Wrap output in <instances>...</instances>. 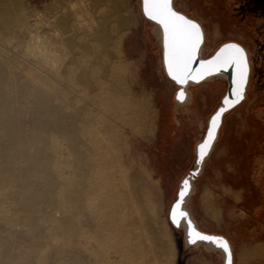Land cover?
<instances>
[{"label":"rangeland","instance_id":"rangeland-1","mask_svg":"<svg viewBox=\"0 0 264 264\" xmlns=\"http://www.w3.org/2000/svg\"><path fill=\"white\" fill-rule=\"evenodd\" d=\"M16 3L28 13H38L42 20L60 4L71 7L72 11L83 10L80 23H84L80 24L79 35L93 46L86 61L102 64L97 77L103 90L96 91L101 103L93 109L95 140L100 147L98 157L111 162L115 171L122 170L125 175L142 172L146 182L154 186L156 193L150 214L158 223L159 260L163 264H221L218 253H206L203 246L184 251L182 232L172 228L168 212L179 180L192 167L194 144L201 138L207 117L224 93V81L213 79L192 88L190 104L173 108L176 88L163 73L155 28L142 17L139 0H16ZM259 3L260 11H253L248 0H175L177 10L201 23L206 39L204 56H209L224 42L236 41L244 46L250 58L246 101L225 118L216 150L197 180L195 194L188 204L201 230L231 235L235 264H264L263 258H251L252 255L244 252L253 245L258 247L256 244L264 248V232L253 238L246 232L253 220L250 207L262 205L264 199V195L255 192L251 182L260 170L264 173V115L261 114L264 110V0ZM124 19L129 23L122 27ZM102 27L110 41L99 56L95 41L87 35ZM43 28L52 38V27ZM70 58L68 55L63 62L57 61V65L62 63L63 67ZM66 91V98L75 109L88 102L74 100L79 87H69ZM132 108L139 114L136 127L130 119ZM225 188L240 197L239 189L250 191L240 205V208L248 207L246 222L226 223L228 211L234 205ZM205 193H210L213 205L219 207L220 221L214 222V217H211L213 221L206 214L210 205L205 207L208 202ZM21 199L17 185L1 183L0 200L4 202H0V261L10 254V248L12 255L21 257V262L22 258L32 256L31 264H69L71 261L64 259L70 245L62 216H56L54 221L36 216L29 221L27 210L17 205ZM261 217L264 220V211ZM73 240L75 246L76 240ZM72 263L78 264L76 259Z\"/></svg>","mask_w":264,"mask_h":264},{"label":"bare ground","instance_id":"bare-ground-1","mask_svg":"<svg viewBox=\"0 0 264 264\" xmlns=\"http://www.w3.org/2000/svg\"><path fill=\"white\" fill-rule=\"evenodd\" d=\"M70 8L57 5L42 20L16 0H0V185H17L22 199L15 204L27 210L29 221L62 216L70 245L64 259L69 264L75 259L78 264H163L158 223L150 214L154 186L142 172L125 175L98 157L93 109L101 103L96 91L103 90L97 77L102 64L86 61L93 46L79 35L83 10ZM16 10L19 13L13 14ZM128 23L124 19L121 26ZM46 25L53 29L52 38L44 31ZM104 29L87 35L99 56L110 41ZM68 55V63L58 66ZM69 87H79L77 103L88 100L79 110L66 98ZM138 115L130 110L135 127ZM225 189L240 202L238 193ZM205 194V207L210 205L206 214L216 222L221 211L212 195ZM257 245L243 251L264 259V248ZM11 252L3 262L1 258L2 264H31L32 256L21 262ZM218 255L222 260V253Z\"/></svg>","mask_w":264,"mask_h":264},{"label":"water","instance_id":"water-1","mask_svg":"<svg viewBox=\"0 0 264 264\" xmlns=\"http://www.w3.org/2000/svg\"><path fill=\"white\" fill-rule=\"evenodd\" d=\"M139 5H140V11L142 14V17L144 20L147 22L151 23L154 28H155V34H156V39L160 48V55H161V62H162V68H163V73L165 77L175 86L176 91L173 96V108H179V107H185L187 106L191 100H192V94L190 91V88L196 87L199 85H202L204 83H207L213 79H221L225 83V90L224 93L222 94L219 103L215 107V109L210 113V115L207 117L205 121V127L204 131L201 135V138L194 144V161L192 164L191 169L188 170V172L179 180L176 188V193H175V198L173 202L170 205V209L168 212V221L172 228L176 231H181L182 232V247L183 250H189L191 248H199L203 246V248L209 249L213 253H222V260L221 264H229V258L226 256V254L223 252L222 249L216 247L215 245L211 244L210 242H205V241H197L196 243H192L191 238L189 236V232L192 231V229H195L197 232L206 234L209 236L213 237H222L224 240L228 242L229 250H230V262L231 264H235V254H234V249L231 241L223 234H218V233H208L203 230H201L193 218L192 214L190 213L188 209V204L191 198L195 194L196 190V182L199 178L202 177L206 163L210 159L211 155L213 154L216 145L218 144L220 137H221V131L223 128V124L225 121V118L232 113L234 110L239 108L247 98V93H248V87L250 83V76H251V64H250V58L248 55L247 50L238 42L236 41H227L219 45L209 56H204V47H205V34H204V39L203 42L200 46V48L197 50L196 55L193 59V61L189 64V69H190V75L191 77L195 79H189L186 84L183 86L178 85L175 83L171 77L168 74V66H167V59H168V49L166 47L165 43V33L163 27L158 24L157 22L151 20L149 17L144 15L143 12V0H139ZM173 8L175 11L186 15L189 18H192L191 16L179 11L175 7V0H173ZM194 19V18H192ZM197 21V20H196ZM198 22V21H197ZM199 23V22H198ZM200 24V23H199ZM201 25V24H200ZM202 27V25H201ZM202 30L204 32V29L202 27ZM229 43H235L238 44L240 47H242L245 51L246 55V63H247V71H246V78L243 83V99L240 100L239 103L235 104L234 106L231 105V101L236 99L235 93L237 92L238 89V81L240 79V73H241V68L234 63H221L218 65H214L211 67H202L204 66L207 62L213 61L216 56L218 55L220 49ZM198 81V82H197ZM180 91H183L185 93V99L183 101L177 100V95ZM222 108H226L227 110L222 114L221 120H220V127L216 131V136L215 139L212 141V147L208 151V155L204 158L203 162L198 163V146L204 142V140L207 138V133L209 131V126H210V121L213 116ZM187 180L188 181V193L187 195L183 198L182 202L180 203V207L177 208L176 205L178 203V193L181 191L183 187V182ZM181 212L187 213L186 217L181 216ZM174 219L176 222H174ZM191 222V227H189L188 222ZM204 248V249H205Z\"/></svg>","mask_w":264,"mask_h":264},{"label":"snow or ice","instance_id":"snow-or-ice-1","mask_svg":"<svg viewBox=\"0 0 264 264\" xmlns=\"http://www.w3.org/2000/svg\"><path fill=\"white\" fill-rule=\"evenodd\" d=\"M172 5L173 0H143V12L144 15L163 27L165 43L168 49V74L175 83L183 86L189 79H195L191 77L188 66L193 61L197 50L203 42L204 32L201 25L195 19L175 11ZM226 62L237 64L241 68L238 89L235 93L236 99L231 101V105L234 106L243 99V83L247 71L244 49L235 43L226 44L220 49L213 61L207 62L202 67L207 68ZM184 99L185 93L180 91L177 95V100L183 101ZM226 110V108H222L212 117L207 138L198 146V163L203 162L204 158L208 155V151L212 147V141L215 139L216 131L220 127L221 116ZM188 187V181L185 180L181 191L178 193L177 208L180 207L179 202H182L183 198L187 195ZM181 216L186 217L187 213L181 212ZM174 222H176L175 219ZM188 224L191 227L190 221ZM189 236L192 243L205 241L222 249L229 258V264H231L228 242L222 237L202 234L195 229L189 232Z\"/></svg>","mask_w":264,"mask_h":264},{"label":"crops","instance_id":"crops-1","mask_svg":"<svg viewBox=\"0 0 264 264\" xmlns=\"http://www.w3.org/2000/svg\"><path fill=\"white\" fill-rule=\"evenodd\" d=\"M248 1L252 2L251 6H252V10L253 11H255V10L256 11H260L259 0H248ZM192 88H194V87H192ZM191 94H192V92H191ZM215 150H216V148H215ZM215 150H214V152H215ZM214 152H213V154H214ZM213 154L211 155V157L213 156ZM211 157H210V159H211ZM210 159L208 160V162L210 161ZM208 162L206 163V166H207ZM206 166H205V168H206ZM251 182L253 184L252 187L255 190V192L260 194V195H264V173H263V171L260 170V172H258V175L254 177V181H251ZM231 189H233V188H231ZM238 191L241 192V201L240 202L236 203L231 197H228L230 200H232L234 206H233V208H231L228 211V216H227V219H226L227 220V222H226L227 224L246 222L248 220V215H247V213H249L248 212L249 210L247 209L248 207L245 206V208L244 207L240 208V205L243 203V198H245V196L247 194H250V191H246L243 188L239 189ZM250 210H251L250 213H252V216H253V220L251 222L252 224H249V227H251V228H246V232H247V236L248 237L253 238V237H256V235L258 236L260 234H263V232H264V231H262L264 229H261V227L264 225V220L261 217L262 212L264 211V199H263L262 205H261V203L252 205L250 207ZM236 211H239L240 214L243 215L244 217L241 218L237 214ZM223 235H225L230 241H232L231 235L226 234V233L223 234Z\"/></svg>","mask_w":264,"mask_h":264}]
</instances>
